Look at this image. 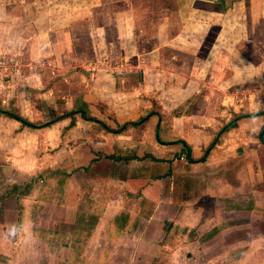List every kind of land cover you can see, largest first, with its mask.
<instances>
[{
    "label": "crops",
    "instance_id": "1",
    "mask_svg": "<svg viewBox=\"0 0 264 264\" xmlns=\"http://www.w3.org/2000/svg\"><path fill=\"white\" fill-rule=\"evenodd\" d=\"M247 1L253 5L249 20H260L264 2ZM249 43L231 52L229 67L237 77V70L246 69L247 83L256 66L264 67V60H250L264 51V29L258 41L250 34ZM136 68L132 75L101 80L122 101L101 104L93 98L87 83L100 82L92 78L85 82L87 95L73 100V108L85 104L89 117L112 130L148 116L121 133L107 132L79 114L39 129L5 126L0 115V264L255 263V246L264 248V162L257 161L255 148L264 145L253 121L259 133L264 117L239 120L204 162H196L237 112L223 104L210 110L203 101L218 95L207 97L198 88L185 100L164 97L157 76L169 74L159 66ZM187 100L194 102L182 112ZM34 133L39 147L60 142L71 158L59 164L58 154L44 166L49 157L44 155L34 168L29 159L17 162L16 142L22 138L24 148H33ZM12 228L15 236L8 235Z\"/></svg>",
    "mask_w": 264,
    "mask_h": 264
},
{
    "label": "rangeland",
    "instance_id": "2",
    "mask_svg": "<svg viewBox=\"0 0 264 264\" xmlns=\"http://www.w3.org/2000/svg\"><path fill=\"white\" fill-rule=\"evenodd\" d=\"M237 1L0 0V62L4 64L0 68V109L34 124L46 123L53 116L69 111L84 110L85 104L73 108V100L79 94L87 95V78L100 82L87 84L91 96L101 104L122 101L124 97L114 95L119 92L101 85V80L132 75L137 66L149 65L159 66L163 73L169 74L164 78L157 76L161 78L159 83H163H157V89L171 100L175 96L185 100L198 88L207 97L218 95L216 100L203 101L210 110H219L223 104L231 113L237 112L236 116L264 112V67L252 69L250 83L246 69L237 70V77L229 68L231 52L238 45H249L250 34L257 41L261 39L264 6L261 19L250 21L249 8L253 9V5L247 0L239 1L243 4ZM253 1L256 5L264 2ZM249 26L254 28L249 30ZM263 55L264 51L250 60L263 61ZM218 62H223L222 68H218ZM198 77L204 78L205 83L189 84ZM215 78V83L207 82ZM222 96L224 100L219 99ZM193 102L187 100L179 108L183 112V107ZM164 103L167 104L165 98ZM1 117L5 126L20 124L7 116ZM198 117L201 121H212L211 117ZM253 122L258 134L257 120ZM39 138V134H32L30 149L22 146V138L16 142L17 162L24 164L29 159L34 168L44 155L49 156L44 166H49L58 154L59 164L71 158L65 145L62 148L59 142L39 147L34 143ZM255 149L257 161L263 163V146L257 144ZM255 248L253 264H264L263 246Z\"/></svg>",
    "mask_w": 264,
    "mask_h": 264
},
{
    "label": "trees",
    "instance_id": "3",
    "mask_svg": "<svg viewBox=\"0 0 264 264\" xmlns=\"http://www.w3.org/2000/svg\"><path fill=\"white\" fill-rule=\"evenodd\" d=\"M75 114H79V116L85 121L94 122V123L99 124L105 131L111 132V133H121V132L125 131L126 128L129 127V126L136 127L138 125H141V124H143L146 121V118L148 117V116L142 117L137 122L126 123V124H124L122 126H119L118 129L112 130L104 122H102V121H100V120H98L96 118L89 117L87 112L84 111L83 109L75 110V111H71V112H66L64 114L53 116V118L50 121H48L46 123H42V124H34V123L29 122V121L23 119L22 117L12 113V112L0 109V115H4V116H7V117H9L11 119H14V120L18 121L19 123H21L23 126H27L29 128H32V129H39V128L47 127V126H49V125H51L53 123H56L57 121H59L63 117H72ZM259 116L260 117H264V112H256V113H251V114H247V115H243V116H234L228 123L224 124L220 128V130L215 134V137H214L212 143L204 151L203 157L200 158L199 160H197L196 162H204L205 159L207 158L209 152L216 145L219 137L222 134H224L225 132L229 131L230 129L235 128L236 124H237V122L239 120H241L243 118H253V117H259ZM73 123L74 122H72V124ZM257 139L259 140V142H261L264 145V124L262 125L261 130L258 133ZM189 160L191 162H193V160L190 158V155H189Z\"/></svg>",
    "mask_w": 264,
    "mask_h": 264
},
{
    "label": "clouds",
    "instance_id": "4",
    "mask_svg": "<svg viewBox=\"0 0 264 264\" xmlns=\"http://www.w3.org/2000/svg\"><path fill=\"white\" fill-rule=\"evenodd\" d=\"M8 235L15 236L16 235V229L15 228L10 229Z\"/></svg>",
    "mask_w": 264,
    "mask_h": 264
},
{
    "label": "built area",
    "instance_id": "5",
    "mask_svg": "<svg viewBox=\"0 0 264 264\" xmlns=\"http://www.w3.org/2000/svg\"><path fill=\"white\" fill-rule=\"evenodd\" d=\"M1 63H2V62H0V68L4 66V64L2 63V64H3V65H2ZM181 159L183 160V158H181Z\"/></svg>",
    "mask_w": 264,
    "mask_h": 264
}]
</instances>
